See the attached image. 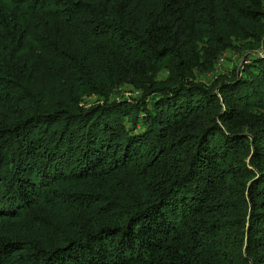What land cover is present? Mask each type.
Returning a JSON list of instances; mask_svg holds the SVG:
<instances>
[{
  "label": "trees",
  "instance_id": "1",
  "mask_svg": "<svg viewBox=\"0 0 264 264\" xmlns=\"http://www.w3.org/2000/svg\"><path fill=\"white\" fill-rule=\"evenodd\" d=\"M0 264H264V0H0Z\"/></svg>",
  "mask_w": 264,
  "mask_h": 264
},
{
  "label": "rangeland",
  "instance_id": "2",
  "mask_svg": "<svg viewBox=\"0 0 264 264\" xmlns=\"http://www.w3.org/2000/svg\"><path fill=\"white\" fill-rule=\"evenodd\" d=\"M240 64H242L241 61H240ZM217 68H218L217 72H213L210 74H204L203 83L212 86L215 81L218 82L217 77H219L220 75L221 76L226 75V70H228V69L226 68V65L224 64L223 60H221V59L219 60ZM216 75H218V76H216ZM220 79H221V77H220Z\"/></svg>",
  "mask_w": 264,
  "mask_h": 264
}]
</instances>
